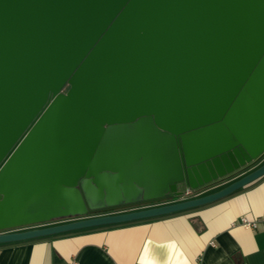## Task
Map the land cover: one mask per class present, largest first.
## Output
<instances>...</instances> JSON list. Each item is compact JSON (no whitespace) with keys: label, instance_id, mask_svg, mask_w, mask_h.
<instances>
[{"label":"water","instance_id":"obj_1","mask_svg":"<svg viewBox=\"0 0 264 264\" xmlns=\"http://www.w3.org/2000/svg\"><path fill=\"white\" fill-rule=\"evenodd\" d=\"M263 176L264 0H0V244Z\"/></svg>","mask_w":264,"mask_h":264},{"label":"crops","instance_id":"obj_2","mask_svg":"<svg viewBox=\"0 0 264 264\" xmlns=\"http://www.w3.org/2000/svg\"><path fill=\"white\" fill-rule=\"evenodd\" d=\"M0 264H264V176L221 200L167 216L1 243Z\"/></svg>","mask_w":264,"mask_h":264},{"label":"trees","instance_id":"obj_3","mask_svg":"<svg viewBox=\"0 0 264 264\" xmlns=\"http://www.w3.org/2000/svg\"><path fill=\"white\" fill-rule=\"evenodd\" d=\"M163 217V216H161ZM159 218V217H156ZM119 225V224H116ZM110 226H115V225H106V226H98V227H92V228H87V229H82V230H77V231H71V232H67V233H63V234H58L60 235H67V234H74V233H79V232H86V231H94V230H98V229H102V228H106V227H110ZM58 235H52V236H58Z\"/></svg>","mask_w":264,"mask_h":264},{"label":"built area","instance_id":"obj_4","mask_svg":"<svg viewBox=\"0 0 264 264\" xmlns=\"http://www.w3.org/2000/svg\"><path fill=\"white\" fill-rule=\"evenodd\" d=\"M193 195H195L194 194V192H191V191H187V193H186V197H190V196H193ZM244 225H247L248 227L249 226H255V223L254 222H249V221H247L246 219H243V222H242Z\"/></svg>","mask_w":264,"mask_h":264},{"label":"flooded vegetation","instance_id":"obj_5","mask_svg":"<svg viewBox=\"0 0 264 264\" xmlns=\"http://www.w3.org/2000/svg\"><path fill=\"white\" fill-rule=\"evenodd\" d=\"M93 215H98V214H92V216H93Z\"/></svg>","mask_w":264,"mask_h":264}]
</instances>
